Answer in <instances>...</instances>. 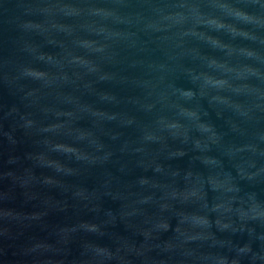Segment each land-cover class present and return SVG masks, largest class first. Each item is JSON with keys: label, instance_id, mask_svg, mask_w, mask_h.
<instances>
[{"label": "clouds", "instance_id": "1", "mask_svg": "<svg viewBox=\"0 0 264 264\" xmlns=\"http://www.w3.org/2000/svg\"><path fill=\"white\" fill-rule=\"evenodd\" d=\"M0 264H264V0H0Z\"/></svg>", "mask_w": 264, "mask_h": 264}]
</instances>
